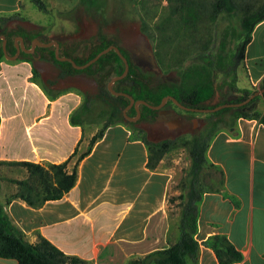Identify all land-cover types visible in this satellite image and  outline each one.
<instances>
[{
    "label": "crops",
    "instance_id": "1",
    "mask_svg": "<svg viewBox=\"0 0 264 264\" xmlns=\"http://www.w3.org/2000/svg\"><path fill=\"white\" fill-rule=\"evenodd\" d=\"M19 2L0 0V13L17 11ZM21 64L27 63L18 60L11 65ZM30 74L13 81L12 74L0 68V111L17 105L18 100L27 102L25 113H0V160L44 165L62 161L74 147L81 151L93 133H85L84 125L69 121L80 96L69 89L47 95ZM263 75L264 19L250 31L236 83L240 87L257 85ZM260 102L254 106L258 111L263 110ZM18 128L24 137L17 141L12 135ZM205 157L221 168V190L232 194L237 204L221 190L202 192L193 233L198 248L191 264H218L212 249L203 243L215 232L224 233L242 254L241 260L230 264H263V124L255 118L237 117L232 127L215 130ZM160 161L148 168L144 143L138 136H129L128 130L104 131L78 161L76 180L60 198L39 206L13 198L5 209L29 242L36 241L39 234L88 264H127L130 258L162 248L178 236L180 205L173 196L181 189L172 169L160 167ZM13 189L14 185L9 191ZM5 195L0 194L1 201ZM168 197L172 199L168 201ZM0 264H15V259L0 257Z\"/></svg>",
    "mask_w": 264,
    "mask_h": 264
},
{
    "label": "trees",
    "instance_id": "2",
    "mask_svg": "<svg viewBox=\"0 0 264 264\" xmlns=\"http://www.w3.org/2000/svg\"><path fill=\"white\" fill-rule=\"evenodd\" d=\"M38 9L45 10L43 0H30ZM95 0H87L93 3ZM167 11L155 20L153 27L145 31L148 36L158 41V57L161 61V48L165 44L175 42L171 52V58L176 54L186 52L189 44H194L197 58L191 62L180 65L176 62L177 75L174 79L162 76L156 67L137 66L130 61L123 49L119 51L126 57L128 69L124 76L113 80L111 88L116 91H123L133 99H143L148 104H157L164 95L173 96L179 103L190 107H212L219 103H234L243 100L255 89L264 87V75L257 85L240 87L236 83L237 68L240 65L247 41L250 39V31L255 23L264 19V0H261L255 7L249 9L240 0H167ZM21 8V2L18 3ZM219 15H226L232 22L227 25L231 32V44H226L224 32L218 40L217 46H209L210 40H204L196 44V29L203 18L214 20ZM15 19H22L27 25L28 21L21 16L19 10L9 14L0 13V34L10 38L18 34V30L7 28L9 22ZM144 26V22L142 23ZM29 36H39L41 42L50 40L34 31L26 30ZM58 42V55H65L72 58L76 64H81L91 58L96 52L110 43L116 41L109 35L99 34L93 40L81 42L79 38L56 39ZM118 46V45H117ZM53 45L37 46L36 50L45 59L50 60L56 67L53 75L49 74V81L56 83L59 80L78 72H86L91 77L89 84L83 88L85 93L83 100L69 113V121L73 124H82V115L87 114L90 98H99L104 103L103 114L105 120L101 126L88 138L87 147L78 151L76 147L68 157L55 163L40 164L28 160H0V163L18 164L25 168V176L22 178H10L14 183L13 191L6 194L0 200V257H11L15 264H88V262L74 254H68L53 245L41 235H37L34 242L26 240L23 231L12 220L5 209V205L13 198L22 199L30 206H39L45 200L58 199L70 187L73 186L77 175L78 161L88 153L93 142L99 138L104 129L110 123L123 122L128 126L136 123L152 121L157 118V108L146 104L138 103L139 115L134 120H128L122 114V108L128 102L123 94H111L106 88V82L123 69V61L115 52L109 48L101 53L94 61L82 68H76L68 60H59L54 56ZM199 48V50H198ZM14 49L5 43V52L9 53ZM3 55L0 39V58ZM20 59L30 60V55L21 51ZM179 60V59H178ZM32 73L36 72L32 68ZM225 80L226 88L223 90L218 85L217 78ZM74 85V84H72ZM47 95L54 93L48 87L44 88ZM216 100L212 101L213 98ZM260 97L263 102V110L254 108L255 99ZM172 103L170 99H166ZM101 112V113H102ZM126 115L135 114L131 105ZM237 117L255 118L264 126V91L252 96L240 105H225L213 111H208L202 120L201 126L194 129L187 139L188 144V167L177 181L176 185L181 191L173 196L179 198L180 213L177 223L178 236L175 241L162 248L153 249L143 256L130 258L127 264H191L195 261L198 242L193 237L196 227L197 203L202 192L206 190L219 191L222 187L223 172L218 165L208 162L205 157V150L212 134L218 128H230L234 125ZM83 125V124H82ZM146 147V162L148 168L156 166L163 153L173 144L174 138L163 137L160 139H149L145 135L138 136ZM74 157L69 167L67 162ZM213 167L217 172L216 183L205 182L202 177L204 167ZM234 204H237L235 197L221 190ZM172 198L168 197V201ZM203 243L208 245L218 264H230L242 259V254L221 232H215L207 236ZM264 264V263H263Z\"/></svg>",
    "mask_w": 264,
    "mask_h": 264
},
{
    "label": "rangeland",
    "instance_id": "3",
    "mask_svg": "<svg viewBox=\"0 0 264 264\" xmlns=\"http://www.w3.org/2000/svg\"><path fill=\"white\" fill-rule=\"evenodd\" d=\"M45 3V10L38 9L34 3L30 0H21L22 7L19 8V13L24 16L28 23L27 28L31 31L50 39H64L76 37L83 42L93 40L97 35H109L112 37L122 48L129 50L135 48L137 45L148 47L152 53L154 64L158 72L168 78L174 79L177 75L176 62L180 61V65H185L197 58L196 49L194 44H189L186 52L183 54H176L174 59L172 56V48L175 42L170 44L159 45L162 55L161 61L157 59L158 54V41L155 36L150 37L145 31H148L153 27L155 20L167 11V0H95L93 3L87 2V0H43ZM241 4H245L249 9L255 7L261 0H240ZM234 18L228 16L219 15L214 20H208L203 18L198 23L196 29V44L203 42L204 40H211L208 43L209 46H217L218 40L221 35L226 32L225 36L226 44H231V32L227 25H229ZM21 26L24 20L17 19ZM144 22V26L142 23ZM199 50V48H198ZM0 68L7 70L9 77L13 81L20 80V77L27 72H31L33 69L27 64L16 65L11 64L17 62L19 58L10 60L5 57L0 58ZM179 59V60H178ZM46 67L55 69V65L48 60L45 64ZM32 81H35L39 87L42 88L45 93V83L41 78L40 73L36 72L29 76ZM226 79H222L220 76L217 78L218 85H221L223 90L226 88ZM91 81V77L86 72H78L73 75H69L58 82L54 83L50 89L54 95L65 90H73L80 96V102L84 98L83 88L86 87ZM74 84V85H72ZM81 85L83 88H81ZM213 98L212 101L216 100ZM65 99V98H64ZM257 99V100H256ZM256 103L260 102L262 105V99L256 98ZM79 102V103H80ZM78 103V104H79ZM258 105V104H257ZM104 103L93 95L90 98L89 108L87 114H83L81 117L82 124L84 125L85 133L90 130L96 131L103 121L105 115L103 114ZM176 113L183 118V126L173 129H168L161 122H157L156 119L152 121H146L136 123L134 126H128L123 122L110 123L104 131L122 132L128 130L129 136H141L145 135L149 139H160L163 137L174 138L173 144L163 153L161 156L160 167H169L174 173V182L178 181L185 173L189 159H188V144L186 143L190 134L194 129L201 126L202 120L205 118V114L208 111H193L190 112L181 107H175ZM25 113L27 111V102L18 100L17 105H11V108L4 106L0 113L8 112ZM102 112V113H101ZM194 116V119H188ZM145 125V126H142ZM144 127L146 129H144ZM12 137L15 140H19L24 137L22 128H18L13 132ZM88 139L86 143H83L80 150L87 147ZM159 159V160H160ZM72 162V161H71ZM158 163V162H157ZM71 164V163H70ZM26 174L25 168L18 164L0 163V194H8L10 186L14 183L10 181V178H22ZM203 181L216 183L217 172L213 167L206 166L202 170ZM173 184V183H172ZM175 184V183H174Z\"/></svg>",
    "mask_w": 264,
    "mask_h": 264
},
{
    "label": "flooded vegetation",
    "instance_id": "4",
    "mask_svg": "<svg viewBox=\"0 0 264 264\" xmlns=\"http://www.w3.org/2000/svg\"><path fill=\"white\" fill-rule=\"evenodd\" d=\"M16 21H17V19L11 20L9 22L7 28H10V26H12V28L18 30V34H13L10 38H5V43L9 47H11V46L14 47V49L12 51L10 50L9 53H6L7 55H12L16 50V46L18 47V53H17L15 58L5 57L4 54L2 56L5 58H8L10 60H13V59L19 58L18 56L20 55L21 51L28 53L30 55V60L19 58V61H24L25 63H27L29 65V67L35 68L40 73L41 78H43L45 86L48 87L49 89H51L53 87L54 83L49 81V74L53 75V69L45 66V64L47 63L48 60L45 59L43 56H41V53L36 50V47L41 46V45H37L34 43L33 50H31V51L23 50V48L24 49L30 48V43L33 39H37L38 41H40L39 40L40 37L35 36V35L29 36L28 33H26V30H30V28L25 27V26H27V25H25L26 24L25 21L22 24L24 26H21V23H18ZM17 36H20L21 38L18 39ZM87 43L90 44V41H88ZM114 45H116V46L118 45L117 47H120L121 49H123V51L125 52L128 59L130 61H133L137 66H139L141 68H144L146 66L155 67L154 60L152 57V53L148 49V47L137 45L135 48H130L127 51L124 48H122L117 42ZM149 60H153V62L150 63ZM1 61L2 60L0 59V62ZM32 74L33 73L31 71L30 76ZM167 99H170V98H167ZM166 101L167 100H165V102ZM165 102L159 108H157L158 116L156 118V121L161 122L168 129L182 127L183 126V118L179 114L176 113V108H175V107H180V106L175 104L173 101H172V103L168 102L167 104H165ZM181 108H183V107H181ZM186 110H188L190 112L197 111V110H191V109H186ZM192 118H194V116L189 117L188 119H192ZM131 121H134V120H131ZM142 126H145V125H142ZM144 129H146V128L144 127Z\"/></svg>",
    "mask_w": 264,
    "mask_h": 264
},
{
    "label": "water",
    "instance_id": "5",
    "mask_svg": "<svg viewBox=\"0 0 264 264\" xmlns=\"http://www.w3.org/2000/svg\"><path fill=\"white\" fill-rule=\"evenodd\" d=\"M0 38H1V48H2V51H3V54L5 57H9V58H15L17 53H18V47L16 46V50L15 52L12 54V55H7L6 52H5V37H4V34H0ZM18 39H20L21 37L20 36H17ZM37 44V45H41V46H47V45H50L52 44L54 47H53V53H54V56L59 59V60H68L72 66L76 67V68H82L84 66H86L87 64H89L90 62L94 61L101 53L107 51L109 48H113L115 50V52L118 54V56L122 59L123 61V69L122 71L119 73V74H115L113 75L112 77L109 78V80H107L106 82V88L108 89V91L111 93V94H123L125 95L127 98H128V102L125 104V106L122 108V114L128 119V120H135L138 115H139V110H138V103H143V104H146L152 108H159L167 98H170L175 104H177L178 106L180 107H183L185 109H191V110H197V111H213L219 107H222V106H225V105H229V104H233V105H240L244 102H246L248 99H250L252 96L264 91V87H260V88H257L255 89L251 94H249L246 98H244L243 100L241 101H238V102H234V103H219V104H216L212 107H201V108H198V107H190V106H185V105H182L181 103H179L173 96L171 95H164L160 98L159 102L157 104H154V105H151V104H148L146 101H144L143 99H133L129 94H127L126 92H123V91H116L114 89L111 88V83L113 82V80L117 79V78H120L122 76H124L127 72V69H128V63H127V59L126 57L119 51L118 47L112 43L108 44L107 46H105L104 48L100 49L98 52H96L91 58H89L88 60H86L85 62L81 63V64H76L72 58H70L69 56H65V55H58L57 53V48H58V42L57 40H54V39H50V40H47V41H44V42H41V41H38L37 39H33L30 43V48L29 49H24L25 51H31L33 50V45ZM150 63L153 62V60H149ZM133 106L134 109H135V114L132 115V116H129V115H126L125 111L126 109L129 107V106ZM194 119V118H192ZM178 125V124H177Z\"/></svg>",
    "mask_w": 264,
    "mask_h": 264
}]
</instances>
